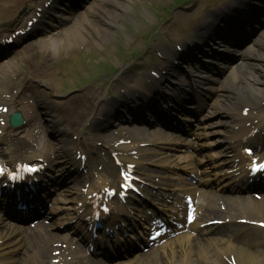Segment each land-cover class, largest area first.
Wrapping results in <instances>:
<instances>
[{"label":"bare ground","instance_id":"obj_1","mask_svg":"<svg viewBox=\"0 0 264 264\" xmlns=\"http://www.w3.org/2000/svg\"><path fill=\"white\" fill-rule=\"evenodd\" d=\"M241 1L243 0H226L223 8L218 9L210 15V22L217 20L216 18L220 17L224 10L230 11ZM129 2L130 0H99V4H97L98 6H91L89 9V15L91 17L85 18L80 23L75 24L71 32V41L68 43L77 44L80 41L89 39L96 45H101L103 40L110 37L109 30H111L110 28L112 26V21L116 19V17L122 16V14L127 10V5ZM244 3H246V1L240 4V6ZM29 4L31 6L33 5L31 2H29ZM38 6L43 7V5L40 4ZM20 18L21 17H18V19ZM209 35L210 32L208 31L202 34H193L192 42L195 43L199 41L204 43L209 38ZM46 45L49 47L51 52H54L59 46H62V41L61 39H49ZM166 48L171 49V46L168 45ZM30 49L31 48L29 45L24 51H30ZM48 55L50 56L49 53ZM48 55L46 56L49 58ZM210 56L212 58H218L221 63H229L227 70H230V78L226 84L220 88L219 101L215 104V106H213V109L210 112L212 115H224L228 120L226 123H229L225 125L230 126L228 134L223 136L222 139V141L225 142V149L228 152V157L222 161L221 165L222 167L230 168V163L232 164L236 158H239V162L238 168L236 169V171H238L237 173L228 175L227 172H224L223 174V176L228 179L226 186L230 188L231 193L210 194V192H208L207 199L213 201L214 203H218L220 201L221 204L226 205L228 213L237 211L240 205H245L243 202L244 199H247L250 203L246 205L252 209H255L258 215L264 217V195H262V199L260 201L255 200L251 196L242 198L241 196L236 195L237 193H240V190L237 189L236 186L238 184H242L244 186L246 183L247 170L245 168V163L250 159L249 156L242 154L243 147L240 149V145L252 142L255 149L254 154H259L264 149V115L262 116L259 113L260 110L264 109V32L238 58H230L228 57L230 55H224L216 51H214ZM179 59H181V53H179L177 50H172L169 52V65L163 67V72L161 70L153 69V71L157 74L156 77L151 75H143L132 80L131 71L133 69L134 73L137 74L145 69L141 64H139V66H134L123 70L119 80L123 76L120 82L122 83L123 87L126 88V90L121 94L120 99H123V97L130 95L131 92L133 93L137 90L129 86L132 81H135V83L138 85V89H140L138 90V95L143 97H146L147 95L154 96L153 94L158 91L157 86L160 83H168L171 75L170 72L173 73L169 66L173 67V63ZM48 62L49 60L45 58V66L43 69L48 65ZM11 64L6 65V67L4 66V68L1 69L0 77L3 75V73L5 74L8 72L7 70L9 67H12ZM202 68L208 72L213 71L214 73V71H216V76L221 74L220 71L214 67H211L210 70L203 66ZM46 72L39 70V73L44 76L47 75ZM175 72L176 69L174 68V73ZM3 80L4 77L0 78V96L4 99L3 105H9L10 101L12 100V89L9 88L7 92H4L1 88V83H3ZM214 81L215 78L198 74L195 76V79L191 78L189 80L186 88L192 90V85H197L198 87L205 88L208 92H210L213 90L209 88V83ZM100 86L101 82H97L87 86L84 90L69 95L55 108V113H53V109L49 110L48 105L50 102L47 105L45 104V108L48 110L46 113H49L51 118L56 116L57 123L63 122L62 124L64 125V128L59 129L58 133H65L68 130L76 131L77 125L86 120V118L92 114L94 103H96L97 106L98 104L104 105L106 100H101L102 97H100ZM113 89H115L117 92L119 91V88H117L116 84L114 85ZM170 91L171 93L169 96L172 98L169 96L168 98L177 99V97L180 96L181 102L184 103L185 99L182 94L186 91H184V88L181 85H171ZM131 98H136V96L134 95ZM30 106L33 107L32 104H30ZM101 111L102 109H97V111L94 112L96 120L90 121V123H99L103 119L108 120L114 117L112 116L113 114L107 115L104 111ZM207 115L208 114H205V116ZM120 134L129 136L136 142L140 141L151 143L153 147L150 148V153L154 154L158 152V148L155 146H158L159 142L154 139H148V134L140 128H134L130 130L124 129L120 131ZM252 135L254 137L251 140ZM97 136L103 137V139L107 141L113 135L112 132H109L107 135L99 134ZM247 136L248 138H246ZM57 137L61 136L58 135ZM26 142L27 141H24L23 143L26 144ZM59 148H63L64 150V144H62ZM142 150L146 149H139V151ZM111 151L116 153L118 160H122L124 162L134 161L139 164L142 163L139 162V160H134L135 158L130 154L127 146L111 147ZM57 154L61 155V152ZM144 155H147L146 151L144 152ZM18 157L19 155L12 154L10 163H15ZM67 157L75 159V155L72 156L70 152H68ZM78 164H80V160L77 163L71 165L73 167L74 174L78 171ZM95 164L102 165V177H110V183H107V181L101 178L100 182L102 184H116V180L112 177V164H108L99 157L95 158ZM74 168H77V171H75ZM59 170L62 171L63 169L60 168ZM67 171L65 170V172ZM58 175L61 176L60 173H58ZM186 190L191 191L190 188H185L181 191ZM85 200L87 201L88 199ZM204 206V213L206 214H216L221 212L215 205L206 204ZM89 210L90 208H87L86 212ZM89 223L90 222H88V224ZM21 227L25 228V226ZM240 229L241 228L238 226H236V229L233 231H229L224 228L210 227L211 232H215V235L210 239L194 237L191 240L182 243V256L176 258L173 264H264V232L253 226L245 231H240ZM2 232H0V235ZM246 232L257 237L256 240L250 241L248 238H244V233ZM14 233H16V231L13 232V234ZM20 234L22 235V240L27 248L23 251V255L19 259L16 260L15 257L12 258V264H47V262L44 260L50 259L52 257L46 253L41 254L38 250V248H43L45 246L43 242L46 243L51 241V238H53V236L48 232L47 228L42 227L41 232L28 230L21 232ZM224 236H226V239ZM36 238L41 240L37 242L34 240ZM39 243L42 244V247L38 245ZM32 246L33 248L37 246L35 254L30 253V247ZM50 246L51 243L48 247ZM199 249H202L203 253L199 252ZM5 251H7V249L3 250L1 245L0 264H9L6 260L7 258L4 256ZM172 255H175V253H172ZM150 258H152V260H149V263L146 264H171L157 260V256H151ZM141 259L142 260L138 261V264H145L147 257L142 256Z\"/></svg>","mask_w":264,"mask_h":264},{"label":"rangeland","instance_id":"obj_2","mask_svg":"<svg viewBox=\"0 0 264 264\" xmlns=\"http://www.w3.org/2000/svg\"><path fill=\"white\" fill-rule=\"evenodd\" d=\"M29 1L40 2L41 0H0V37H4L7 30L10 31L21 22L12 21L13 16L23 15L24 18L28 17ZM174 1L175 0H130L127 5V10L122 16L116 17V19L112 21L111 30H109L110 37L103 40L101 47H96L91 41L78 42L77 44L68 43L71 41V32L75 24L80 23L87 17H91L87 14V10H89L91 6L97 4V1L94 0H92L84 10L72 17L73 23L71 20L63 25L60 23L47 33L41 32L39 34L30 35L24 40H20L16 46L10 48V54L2 62L5 66L8 62H12V67H10L9 72L2 76L4 80L3 83H1V88L5 92L12 87L15 88L14 91L20 88L18 93L23 94L24 98H21L24 101L19 104L14 98L12 105H15L16 109L19 108V111L21 110L25 113L24 115L27 123L20 130H11L7 126V117L10 111V107H8V112H2L0 115V129H2L0 137L5 136L4 138H7L13 135L14 141L26 139L27 128L31 124V110L28 109L26 105L27 102L30 103L35 98L37 93L40 94V97H38L39 102L48 99L58 105L67 96L79 92L84 87L90 85V83L102 82V97L106 99L110 98L112 95L111 93H113L111 92L112 85L117 84L118 87L122 86L120 82L122 77L119 80L120 76H117L121 72L124 62L127 60V52L132 49L137 51L138 56L135 61L141 59L143 62H146V64L154 61V59L157 60V58H159L158 53L163 54L168 51L167 49H160L161 45L168 43V39L164 37V34L169 35L165 28L169 26L171 32L176 35L177 29L186 23L178 19L177 15L179 12H185L184 15L187 16L186 14L191 13L192 8L199 3L198 0H188L174 6ZM190 1L191 3H189ZM193 1L194 3H192ZM210 2L213 3L215 1L205 0L206 4ZM91 3H93V5L89 6ZM164 11H167V13L164 14ZM160 17H163V24L158 22ZM50 23L53 24V22ZM4 26L7 28H4ZM206 28H209V26H206ZM1 29L4 31L2 32ZM154 33L157 34L155 38L157 41L146 47L145 43L149 42L146 35ZM50 38L61 39L62 41V46H59L54 52H51L46 45ZM170 38L173 39V45L176 47L178 44L184 42L183 39L185 36L178 35L174 38L170 36ZM29 44L31 49L25 52L24 50ZM46 55H48L49 58ZM45 58L49 60V62L43 69L45 66ZM109 68L113 69L115 73L110 74ZM151 68L152 66L148 68L149 71ZM187 68L188 71L191 69L190 66ZM194 69L195 68H192V71H194ZM39 70L47 71V75H41ZM176 76V78L172 79L175 83L180 81L182 75L178 76L177 74ZM21 78L22 82L20 81ZM14 97H17V95ZM17 99L20 98L17 97ZM3 123L4 125H2ZM85 125L87 126V123ZM97 128L98 127H92L89 128V130L93 131ZM80 137L91 146L97 142L91 143V140L87 138L86 134ZM33 139L34 141H38L37 136H31L30 142L32 144L34 143ZM86 142H84V144H87ZM11 146L13 145L9 144V147ZM29 150L30 148L25 149L24 152ZM108 157L109 154H107V158ZM90 162L91 160L89 163ZM162 186L163 185H161L159 181L155 180L154 183H152L151 190L159 194L162 192V189H160ZM64 264L70 263L67 261Z\"/></svg>","mask_w":264,"mask_h":264},{"label":"snow or ice","instance_id":"obj_3","mask_svg":"<svg viewBox=\"0 0 264 264\" xmlns=\"http://www.w3.org/2000/svg\"><path fill=\"white\" fill-rule=\"evenodd\" d=\"M255 167L258 169L264 170V164H259V165H256ZM25 170L26 171H35L34 168H26ZM109 194H111V193H109Z\"/></svg>","mask_w":264,"mask_h":264}]
</instances>
